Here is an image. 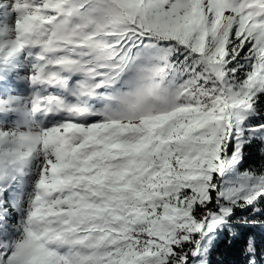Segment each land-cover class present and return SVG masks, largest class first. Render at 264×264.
I'll use <instances>...</instances> for the list:
<instances>
[{"label":"snow or ice","instance_id":"6c2138e0","mask_svg":"<svg viewBox=\"0 0 264 264\" xmlns=\"http://www.w3.org/2000/svg\"><path fill=\"white\" fill-rule=\"evenodd\" d=\"M264 264V0H0V264Z\"/></svg>","mask_w":264,"mask_h":264},{"label":"trees","instance_id":"16d2710c","mask_svg":"<svg viewBox=\"0 0 264 264\" xmlns=\"http://www.w3.org/2000/svg\"><path fill=\"white\" fill-rule=\"evenodd\" d=\"M232 256L224 249L223 245L220 249L213 255V264H230Z\"/></svg>","mask_w":264,"mask_h":264}]
</instances>
